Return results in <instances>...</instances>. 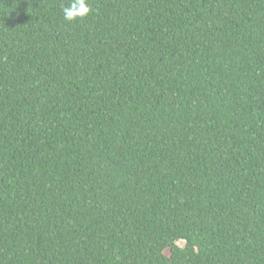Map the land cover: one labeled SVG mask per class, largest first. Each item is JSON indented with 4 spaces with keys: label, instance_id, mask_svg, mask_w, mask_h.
Listing matches in <instances>:
<instances>
[{
    "label": "trees",
    "instance_id": "trees-1",
    "mask_svg": "<svg viewBox=\"0 0 264 264\" xmlns=\"http://www.w3.org/2000/svg\"><path fill=\"white\" fill-rule=\"evenodd\" d=\"M72 2L0 0V264H264V0Z\"/></svg>",
    "mask_w": 264,
    "mask_h": 264
},
{
    "label": "clouds",
    "instance_id": "clouds-1",
    "mask_svg": "<svg viewBox=\"0 0 264 264\" xmlns=\"http://www.w3.org/2000/svg\"><path fill=\"white\" fill-rule=\"evenodd\" d=\"M64 19L71 21L77 17H84L92 11L88 0H73V2L62 9Z\"/></svg>",
    "mask_w": 264,
    "mask_h": 264
},
{
    "label": "rangeland",
    "instance_id": "rangeland-1",
    "mask_svg": "<svg viewBox=\"0 0 264 264\" xmlns=\"http://www.w3.org/2000/svg\"><path fill=\"white\" fill-rule=\"evenodd\" d=\"M183 243H184L183 241H180V242H179L180 245H183Z\"/></svg>",
    "mask_w": 264,
    "mask_h": 264
}]
</instances>
